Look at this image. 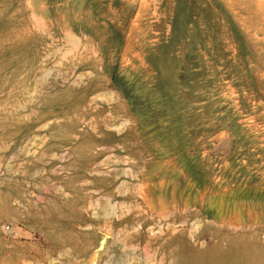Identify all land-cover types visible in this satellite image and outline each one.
I'll list each match as a JSON object with an SVG mask.
<instances>
[{
	"label": "rangeland",
	"instance_id": "374dc122",
	"mask_svg": "<svg viewBox=\"0 0 264 264\" xmlns=\"http://www.w3.org/2000/svg\"><path fill=\"white\" fill-rule=\"evenodd\" d=\"M2 225L0 264H264V0H0Z\"/></svg>",
	"mask_w": 264,
	"mask_h": 264
},
{
	"label": "built area",
	"instance_id": "2783aa9c",
	"mask_svg": "<svg viewBox=\"0 0 264 264\" xmlns=\"http://www.w3.org/2000/svg\"><path fill=\"white\" fill-rule=\"evenodd\" d=\"M0 230L3 231V232H7V231L10 230V228H9V226H7V225H2V226L0 227Z\"/></svg>",
	"mask_w": 264,
	"mask_h": 264
},
{
	"label": "bare ground",
	"instance_id": "6f19581e",
	"mask_svg": "<svg viewBox=\"0 0 264 264\" xmlns=\"http://www.w3.org/2000/svg\"><path fill=\"white\" fill-rule=\"evenodd\" d=\"M246 259V258H245ZM248 260V259H247ZM254 264H262L261 262H259L258 260H254L253 262ZM238 264H241L240 261L238 260ZM243 264V263H242Z\"/></svg>",
	"mask_w": 264,
	"mask_h": 264
}]
</instances>
